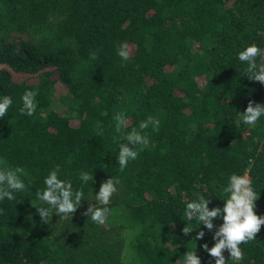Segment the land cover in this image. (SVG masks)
Returning a JSON list of instances; mask_svg holds the SVG:
<instances>
[{"label":"trees","instance_id":"1","mask_svg":"<svg viewBox=\"0 0 264 264\" xmlns=\"http://www.w3.org/2000/svg\"><path fill=\"white\" fill-rule=\"evenodd\" d=\"M120 42L128 61L115 54ZM251 43L264 59V0H0V95L13 101L0 117V168L22 167L30 188L0 202V264H179L191 248L213 264L201 244L212 246L220 219L211 231L193 222L181 232L194 192L222 206L228 176L247 173L254 213L264 215V117L247 126L237 113L264 103V85L235 58ZM25 89L36 91L30 117L17 111ZM116 113L125 132L149 115L160 120L123 171ZM56 165L74 188L78 170L92 171L93 194L119 177L103 224L84 215L95 203L84 200L69 219L40 222L34 192ZM241 243L240 264H264V225Z\"/></svg>","mask_w":264,"mask_h":264},{"label":"clouds","instance_id":"2","mask_svg":"<svg viewBox=\"0 0 264 264\" xmlns=\"http://www.w3.org/2000/svg\"><path fill=\"white\" fill-rule=\"evenodd\" d=\"M115 54L123 61L129 60V49L126 42H120L115 46ZM262 49L255 43L248 44L236 53V60L244 66L241 74L246 75L249 81L259 82L264 85V59ZM89 59L95 60V52L89 53ZM35 89H25L20 96L21 106L17 109L23 116H32L36 103ZM13 101L9 95H0V117L5 116ZM240 123L247 126H254L261 117H264V103H253L248 101L242 113H239ZM114 131L118 139L114 138L118 151L114 156L117 167L123 171L130 161L136 160L138 153L149 146V136L144 131L151 128L153 132L158 131L160 120L152 115L145 117L138 123V128L133 127L131 131H123L126 127V116L123 113H116L113 116ZM102 129L97 130L98 134ZM25 170L20 166H7L0 168V202L5 200L13 201L15 194L23 192L27 195L30 192L22 179ZM76 179L79 182L73 187L71 179L59 178V165H56L43 177V187L34 192L35 200L31 204L35 207V213L43 224H48L54 213L57 217L69 219L73 212L80 206L81 201H95L89 203L84 215L92 222L101 225L105 222L109 212V202L116 185L120 183L119 177L109 176L102 181L98 190L93 194L90 187L92 171L78 170ZM88 188L87 193L85 188ZM222 206L208 207L209 196L197 191L193 193L194 198L186 201L182 214L184 226L182 234L187 235L194 227L193 222L204 229L211 231L214 227L213 221L217 218L220 223L215 225L211 239L213 244L209 247L206 243L201 244L208 256L214 258L213 264H225V257L222 255L227 251L229 259L240 264L243 253L240 245L255 240V234L264 225V215L254 213V202L257 200L258 192L254 189L252 180L247 175L230 174L227 183L222 187ZM203 231H197L194 239L203 237ZM179 264H201L199 256L195 254L194 248L185 251L180 256Z\"/></svg>","mask_w":264,"mask_h":264},{"label":"rangeland","instance_id":"3","mask_svg":"<svg viewBox=\"0 0 264 264\" xmlns=\"http://www.w3.org/2000/svg\"><path fill=\"white\" fill-rule=\"evenodd\" d=\"M53 215H54V214H53ZM53 215H52V217H53ZM118 216H121V215H119L118 213H117V214H115V220L118 218ZM52 217H50V219H49V222L51 221V218H52ZM59 226H62V225H61V224H59ZM123 234H124V236H125V237H128V238H126V239H125V241H128V239H129V234H130V231H128V230H127V231H125ZM128 254H129V252H128V251H126V252H125V253L122 255V257H123V256H125V255H126V257H127V256H128ZM129 264H130V263H129Z\"/></svg>","mask_w":264,"mask_h":264},{"label":"built area","instance_id":"4","mask_svg":"<svg viewBox=\"0 0 264 264\" xmlns=\"http://www.w3.org/2000/svg\"><path fill=\"white\" fill-rule=\"evenodd\" d=\"M243 175H247V173H244Z\"/></svg>","mask_w":264,"mask_h":264}]
</instances>
